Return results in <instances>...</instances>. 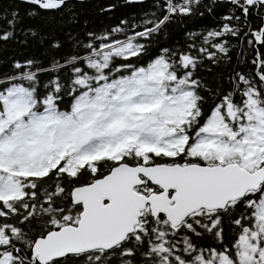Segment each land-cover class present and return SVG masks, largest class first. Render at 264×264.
<instances>
[{"label":"snow or ice","instance_id":"6c2138e0","mask_svg":"<svg viewBox=\"0 0 264 264\" xmlns=\"http://www.w3.org/2000/svg\"><path fill=\"white\" fill-rule=\"evenodd\" d=\"M0 264H264V0H0Z\"/></svg>","mask_w":264,"mask_h":264}]
</instances>
